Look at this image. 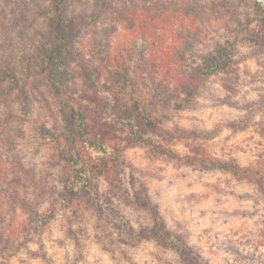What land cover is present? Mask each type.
Segmentation results:
<instances>
[{"label": "rangeland", "instance_id": "374dc122", "mask_svg": "<svg viewBox=\"0 0 264 264\" xmlns=\"http://www.w3.org/2000/svg\"><path fill=\"white\" fill-rule=\"evenodd\" d=\"M254 1L204 0L206 13L225 18V24L214 31L211 25L206 27L205 41L195 45L193 55L201 61L204 54L225 47L232 61L209 76L185 107L162 109L159 102L150 104L146 96L145 103L152 105L157 118L168 115V125L173 122L193 129L197 138L181 139L157 131L146 143L118 142L119 160L132 166L133 193L151 199L169 228L185 235L209 264H264V194L256 184L238 180L231 171L202 162L207 156L232 160L264 181V50L260 46L264 39L254 16ZM258 1L264 5V0ZM37 2L49 4L48 0H0V66L6 55L14 54L12 64L28 73L30 97L27 110H22L17 90L2 80L0 264H184L177 249L155 240L136 244L119 240L116 224L94 210L93 203L102 197L98 201L93 193L74 199L64 192L70 169L55 148L57 139H44L37 130L42 123L51 136L58 137L60 147L64 146L61 134L65 126L57 93L34 49V42L49 36L47 11L40 10ZM126 2L122 0L123 7L129 5ZM167 3L165 0L160 8ZM105 10L117 14L110 6ZM1 22L7 23L5 31ZM100 23L99 28L81 31L76 60L70 67L79 89L88 94L94 82L85 74L91 76L92 67L102 64L107 49L99 54V46L82 38L92 30L100 33L104 26ZM127 32L129 46L125 42L121 48L136 44L139 50L129 60H122L129 71L121 74L130 79L119 82L127 85L128 92L145 96L159 78L137 65L142 41L133 30ZM168 38L172 46L177 44L173 36ZM115 50L120 56V50ZM165 152L184 160L169 159ZM110 164L112 168L106 170L107 164L102 165L105 173L91 169L95 187L111 198L135 228L150 225L149 208L140 199L126 200L114 181L116 163ZM120 175L125 177V173ZM54 201H61V207L50 219L44 216L41 227L36 226L33 218L37 212L42 215Z\"/></svg>", "mask_w": 264, "mask_h": 264}, {"label": "trees", "instance_id": "16d2710c", "mask_svg": "<svg viewBox=\"0 0 264 264\" xmlns=\"http://www.w3.org/2000/svg\"><path fill=\"white\" fill-rule=\"evenodd\" d=\"M48 1L49 4L36 3L40 10L47 11L49 36L34 42V49L38 59L45 63L46 76L53 82L57 93L65 126L61 136L66 145L60 147L58 137L51 136L42 123L38 124L37 130L44 139H57L58 146L55 148L60 151L65 166L70 169L69 176L64 179V192L74 199L93 193L98 201L102 197V201L93 203L94 210L116 224L118 237L122 242L136 244L141 240L152 239L163 246L177 249L184 264H209L189 244L185 235L169 228L151 199H142L133 193L132 166L119 160L122 151L118 142L125 140L132 144L146 143L150 141L151 133L157 131H165L171 137L181 139L197 138V132L193 129L173 122L168 125V115L157 118L153 114L155 111L152 105L145 103L146 96L148 95L150 104L159 102L162 109H181L206 85L209 76L228 67L232 59L227 56L225 47H218L204 54L201 61H197L193 55L195 45L205 41L208 34L206 27L211 25L212 31L222 28L225 18H212L211 14L206 13L204 0H167L168 3L162 9L160 6L165 0H128L125 5H129L125 7L122 0ZM108 6L117 11V14H107L108 10L105 9ZM253 10L260 28H263L260 34L264 39V5L255 0ZM99 22L104 25L100 33L92 30L82 38L85 42L99 46L96 47L99 54L107 49L102 64L92 67L94 71L91 76L89 73L85 74L86 79L95 83L92 93L88 94L79 89V83L72 77L70 67L76 60L79 34L84 28H99ZM6 25L7 23L1 22L4 31ZM128 30H133L142 41V57L137 65L148 75L159 78L156 85L151 86V93L146 92L145 96L128 92L127 85L119 82L126 78L121 73L129 71L126 61L122 60H129L132 53L139 50L136 44L126 49L121 48L125 42L129 46L125 41ZM170 35L178 40L174 46L169 41ZM260 46L264 50V40ZM117 49L120 50V56L114 54ZM188 55L191 57L188 58ZM12 57V53L6 55L0 66V87L2 80H7L8 86L17 90V101L22 110L26 111L30 102L26 86L28 73L19 72L11 62ZM165 154L174 161L184 160L175 153ZM204 159V164L208 162L212 167L229 170L238 180L256 184L264 194V181L242 169L235 161H222L208 156ZM101 160L103 161L100 162ZM111 162L116 163V168L112 170L118 190L123 191L128 202L140 199L139 202L149 208L152 217L150 225L135 228L114 207L111 198L95 187L91 169L103 170L105 173L108 167L112 168ZM103 164H107L105 170ZM124 173L125 177L120 175ZM60 207L61 201H54L42 215L37 212L33 218L36 226L41 227L43 217L50 219Z\"/></svg>", "mask_w": 264, "mask_h": 264}]
</instances>
